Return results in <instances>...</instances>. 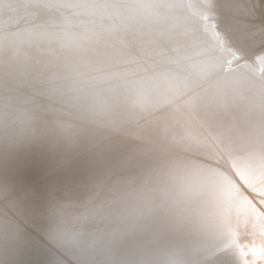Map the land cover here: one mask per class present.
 Segmentation results:
<instances>
[{
	"label": "water",
	"instance_id": "1",
	"mask_svg": "<svg viewBox=\"0 0 264 264\" xmlns=\"http://www.w3.org/2000/svg\"><path fill=\"white\" fill-rule=\"evenodd\" d=\"M99 122L109 133L97 129ZM202 123L224 142V155L245 147L261 152L264 0H0V264H63L53 252L70 264L163 259L162 251L148 250V237H129L147 224L124 222L128 233L110 234L98 220L162 213L131 209L135 194L183 206L190 183H220L215 162L195 165L183 155L182 148L205 140L196 131ZM186 135L194 141L186 143ZM19 142L45 152L28 163L14 160ZM58 146L78 151L79 166ZM113 146L122 153L102 164L101 153ZM106 167L131 174L120 177L119 190L104 179ZM71 174L86 178L78 187L63 184ZM235 181L242 198L246 187ZM85 226L88 232L73 237L106 231L93 239L95 256L88 240L68 233ZM43 233H53L62 248Z\"/></svg>",
	"mask_w": 264,
	"mask_h": 264
},
{
	"label": "bare ground",
	"instance_id": "2",
	"mask_svg": "<svg viewBox=\"0 0 264 264\" xmlns=\"http://www.w3.org/2000/svg\"><path fill=\"white\" fill-rule=\"evenodd\" d=\"M172 105L176 106L177 104L174 103ZM83 122H89L92 125L95 123L89 119H83ZM95 125L97 126L98 130L109 133L106 131L103 123L99 122ZM196 129L197 132L201 133L205 140H202L201 138L202 141L200 144H191V147L185 146L182 148V150H187L183 155L195 165L196 163H202L208 166L209 161L215 162L213 163V168L216 171L221 172L220 175L222 183L219 181L220 183L214 182L212 184V182L208 181V183L211 184H209L208 188L200 184L196 186L190 183V185H188L184 191L187 193V202L185 204H181L183 206L172 205L171 202L173 201H170L169 203L165 201L158 202L151 195L146 196L135 194V197L129 198L130 200H128L132 201L130 203L132 204V206L130 205L131 209H137V206L139 205L150 207L148 208L149 210H161L162 213L159 215L154 212V214L150 213L146 214L145 216L111 215L108 219L105 218L98 221H101V225L104 227H108L106 230L110 231V234H116L117 231L119 234L128 233V229H121L124 222H140L147 224L149 227L141 228L139 232H131L129 237L134 239H139L142 236L146 238L148 237V240L152 242L148 246V250H150V248H156L162 251L161 253L163 254V259H153V261H147L144 264H187V261L193 260H195L197 264H264V145L261 147V152L256 153L249 147H245L246 149L242 148V151L238 152L237 154H229L225 152L224 155L225 150H222L219 145L220 141L222 143L224 142L222 140L218 142L212 134H209L208 136L206 133L211 132L209 127L207 128L204 123H202L201 128L198 127ZM185 140L186 143L194 141L193 136L190 138V136L187 135ZM63 142L64 141L59 142L58 144L62 146ZM82 144L83 142H79L78 147L79 145L81 147ZM37 147L38 144H36V142H19L16 145V149L13 153V159L20 160L23 163H28L26 161L24 162V159L33 158L36 155L45 152L44 148ZM75 148H77V146H75L73 149ZM113 148H115V150H113ZM116 148L118 147L113 146L109 150L101 153L102 164L105 165L108 161L106 156L114 157L117 156L118 153H122V150ZM208 148L212 150L208 152ZM60 150L64 153V155L71 158L72 161L70 163L74 162L76 164L74 167L79 166L76 161L79 158H74L78 151H75V154L71 155L68 154V150L66 148H60ZM233 150L234 149H232V151ZM31 163L40 167L45 165L44 162L38 161L36 159H32ZM103 166H99V168H102ZM16 168V172L18 174L23 172L22 167ZM91 168H96V166H92ZM9 171L10 170L7 172ZM104 171V179L108 180L110 183L109 185L114 190H119L122 188V185L124 184L123 180L120 178L122 175H125V177L131 175L130 173L119 174L121 172H114L108 167L104 168ZM48 177L49 176L45 178ZM193 177H195L198 182L203 180L199 178L196 173ZM204 177H208V172ZM85 178L86 174H71L67 177V181H63L62 183L66 185L70 184V186L72 185L73 187H78L81 182L85 180ZM115 178L117 179L115 180ZM235 178L244 183V186L246 187L245 191H243L244 193H242V198H240L238 195L239 186L237 185ZM111 180L113 182H111ZM41 183L42 182L36 186L40 185ZM96 185L100 186L98 183H96ZM117 185H119L117 188L114 187ZM33 188L36 187L34 186L30 189L22 191L23 194H21V197L24 195V197H26L28 193L33 192ZM251 191H254V194ZM245 194H249V196ZM158 196L161 199L164 198L161 197V195ZM196 196L200 197L197 198ZM163 200L169 199L164 198ZM5 203L10 205L11 200H7ZM165 204H167L166 210L164 209ZM40 213L41 212H31L30 214H34L33 217L37 219L40 217ZM83 216L90 217L89 215ZM19 224L21 225L22 223ZM45 224L56 225L59 223H55L54 221H51L50 223L42 221L39 223L40 226ZM31 226L34 227L33 225ZM82 228L85 229L82 230ZM90 228L91 226H85L81 228L78 227L77 229H73V232L68 231V233L70 232L71 237L76 241L82 239L88 240L89 244L87 246L89 248L86 247L87 252H90L91 255L95 256L99 250V247L96 248L94 245H92L93 239L96 241L97 239L102 238V235L106 234V231H96L91 232L87 236L73 237L75 235H79L80 233L88 232ZM52 229L54 232L61 233L58 229ZM44 235L45 238H47L52 243V245L55 247L59 246L57 242L58 240L53 233ZM64 235L70 236L67 234ZM40 244L42 247L50 250L48 245L46 246L44 243ZM50 251H52V248ZM172 251H175L179 254H173ZM53 253L58 258V260H61L63 264H70L60 254L56 252ZM191 254L192 256L188 258L185 257ZM68 256L72 255L69 254ZM177 260L181 262H178ZM125 262L126 261L123 263ZM95 263L97 264V262ZM114 264H119V262Z\"/></svg>",
	"mask_w": 264,
	"mask_h": 264
},
{
	"label": "snow or ice",
	"instance_id": "3",
	"mask_svg": "<svg viewBox=\"0 0 264 264\" xmlns=\"http://www.w3.org/2000/svg\"><path fill=\"white\" fill-rule=\"evenodd\" d=\"M50 195L54 197V194H50ZM29 198L33 199L34 198V194H29Z\"/></svg>",
	"mask_w": 264,
	"mask_h": 264
}]
</instances>
